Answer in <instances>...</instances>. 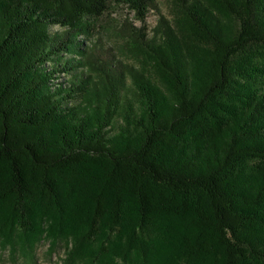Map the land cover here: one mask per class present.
Returning a JSON list of instances; mask_svg holds the SVG:
<instances>
[{
    "label": "trees",
    "instance_id": "obj_1",
    "mask_svg": "<svg viewBox=\"0 0 264 264\" xmlns=\"http://www.w3.org/2000/svg\"><path fill=\"white\" fill-rule=\"evenodd\" d=\"M165 2L0 0L10 264H264V0Z\"/></svg>",
    "mask_w": 264,
    "mask_h": 264
},
{
    "label": "rangeland",
    "instance_id": "obj_2",
    "mask_svg": "<svg viewBox=\"0 0 264 264\" xmlns=\"http://www.w3.org/2000/svg\"><path fill=\"white\" fill-rule=\"evenodd\" d=\"M158 4L161 13L165 16L168 15V8L165 0H155ZM128 10L124 7H115L114 9L110 8V11L102 18L103 23L111 24L117 20H122L125 16L131 17V14H128ZM128 14V15H127ZM157 13L154 11H150L145 19V24L148 29L152 28L155 25L157 19ZM136 26H140V23L134 21ZM60 30L59 27L55 26L51 28V32H55ZM48 66V64H47ZM67 76L63 74L61 77H58L57 81H65L67 80ZM34 260L32 264H69L67 262L66 255V245L63 241H58L57 243H52L51 240H47L43 238L39 241L33 250ZM16 257L19 261L18 264H21L23 257L16 252ZM11 248L7 246L5 249L0 246V264H10L11 262Z\"/></svg>",
    "mask_w": 264,
    "mask_h": 264
}]
</instances>
